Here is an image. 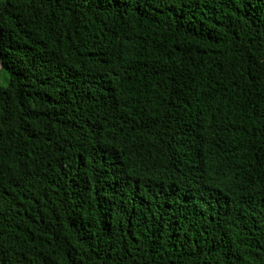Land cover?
Returning <instances> with one entry per match:
<instances>
[{"label":"trees","instance_id":"1","mask_svg":"<svg viewBox=\"0 0 264 264\" xmlns=\"http://www.w3.org/2000/svg\"><path fill=\"white\" fill-rule=\"evenodd\" d=\"M0 264H264V0H0Z\"/></svg>","mask_w":264,"mask_h":264}]
</instances>
